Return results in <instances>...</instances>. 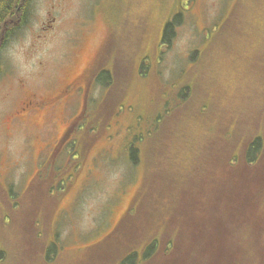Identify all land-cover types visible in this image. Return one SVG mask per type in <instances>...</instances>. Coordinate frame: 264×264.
<instances>
[{
  "label": "rangeland",
  "instance_id": "rangeland-1",
  "mask_svg": "<svg viewBox=\"0 0 264 264\" xmlns=\"http://www.w3.org/2000/svg\"><path fill=\"white\" fill-rule=\"evenodd\" d=\"M31 10L0 51V264H121L130 246L135 264H163L155 248L144 262V243L170 251L195 223L172 207L248 184L249 170L224 161L264 141V0H33ZM73 74L87 80L85 106L78 91L44 110L46 123L14 119L25 92L47 96ZM256 164L263 177L264 147ZM132 207L141 231L114 248Z\"/></svg>",
  "mask_w": 264,
  "mask_h": 264
},
{
  "label": "trees",
  "instance_id": "trees-1",
  "mask_svg": "<svg viewBox=\"0 0 264 264\" xmlns=\"http://www.w3.org/2000/svg\"><path fill=\"white\" fill-rule=\"evenodd\" d=\"M32 2L33 0H0V30L3 42L25 23L26 17L32 11ZM172 17L162 28L159 38L162 44L168 43L173 35V27L176 24L178 14ZM10 21L16 24L11 25ZM104 74L105 77L100 76L99 78L108 85L110 75ZM263 147V139L249 138L241 144L240 148H237V154H230L224 161L227 169L233 165L242 166V169L249 170L248 184L243 188L238 187L239 181L226 182L222 187L218 184L214 187L212 194L208 195V202L198 200L199 193L194 191L198 195L195 197L199 202L198 204L188 198L180 200L178 206L172 207V212L175 211L177 216L181 214L192 215L195 218V223L193 225L182 223L174 242L175 245L170 251H163L161 247L156 248L157 241L155 239H151L152 243L155 244L154 247L149 241L144 243L142 247V251L145 250L142 257L144 262L150 259L151 251L155 248L157 251L159 249L158 253L164 259L163 264H264V176L262 177V172L260 174L257 172L256 164L260 160ZM72 150L70 154L76 155L74 149ZM131 154H133L132 151ZM164 178L166 177L164 176ZM62 183L64 180L61 181ZM155 184L157 183L155 182ZM163 184L169 185L167 181H164ZM140 196L141 194L138 197ZM137 202L138 199L135 204ZM204 207L206 208L204 209ZM132 210L133 207L129 209L125 219L120 222L115 233L111 235L110 240H113L112 246L114 248L116 247L115 243L121 244L128 237H134L137 231H141V222L132 218ZM200 210L203 211V214L199 216V219L202 217L204 219L199 222L197 221L198 214L194 211L199 213ZM130 219L133 221L126 226L125 224ZM169 223L167 222L168 227ZM244 227L250 229V235L246 237V240L240 235ZM167 235L169 239L170 234ZM204 235L207 236L204 237ZM202 237L203 240L206 238L207 241L208 239V242L209 237L213 240L210 249L208 243L202 246ZM35 241L38 239L35 238ZM167 242L170 243L169 240ZM33 245L38 253L43 251L41 247L35 246L34 241ZM46 246L44 252L48 253L55 247L52 245L46 248ZM135 249L129 247V254L122 259L121 264H135V258H137ZM207 249L211 251V254L208 255L209 258L204 254ZM155 253L156 251L153 255ZM37 260L38 257L34 263Z\"/></svg>",
  "mask_w": 264,
  "mask_h": 264
},
{
  "label": "flooded vegetation",
  "instance_id": "flooded-vegetation-1",
  "mask_svg": "<svg viewBox=\"0 0 264 264\" xmlns=\"http://www.w3.org/2000/svg\"><path fill=\"white\" fill-rule=\"evenodd\" d=\"M11 25H15L13 21H10ZM1 28V26H0ZM2 48V36L0 30V51ZM87 77V76H86ZM97 78V75L95 76ZM88 79V78H87ZM94 78L92 79L91 83H93ZM87 82L85 76L83 74L75 75L73 74L71 77L65 79L57 91L50 93L47 96H40L35 93L25 92L24 96L20 98L15 106V113L18 116H15L14 119H21V121H25L30 114L37 115V122L44 121L46 123V118L49 120V117L46 115L44 110H49L54 108L61 99L68 101L71 97L75 95L76 92L81 91V106L84 104L85 106V92L87 90ZM21 87V86H20ZM51 120V118H50ZM71 122H69L70 124ZM68 126L58 135L54 136L52 140V144L50 143L47 146H51L48 153V158L51 159L53 156H56V151H61L66 147V136L69 133L67 131ZM54 142V143H53ZM36 176V175H35ZM36 179V178H35ZM30 184V182H29ZM28 184V185H29ZM26 187H29V186Z\"/></svg>",
  "mask_w": 264,
  "mask_h": 264
}]
</instances>
